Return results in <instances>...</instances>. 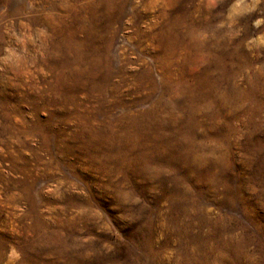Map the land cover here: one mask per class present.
I'll list each match as a JSON object with an SVG mask.
<instances>
[{
  "label": "rangeland",
  "instance_id": "374dc122",
  "mask_svg": "<svg viewBox=\"0 0 264 264\" xmlns=\"http://www.w3.org/2000/svg\"><path fill=\"white\" fill-rule=\"evenodd\" d=\"M0 264H264V0H0Z\"/></svg>",
  "mask_w": 264,
  "mask_h": 264
}]
</instances>
